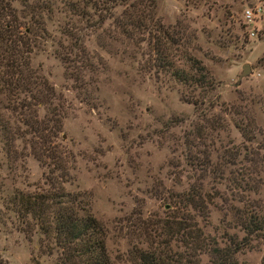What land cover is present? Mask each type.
Instances as JSON below:
<instances>
[{"label": "rangeland", "instance_id": "1", "mask_svg": "<svg viewBox=\"0 0 264 264\" xmlns=\"http://www.w3.org/2000/svg\"><path fill=\"white\" fill-rule=\"evenodd\" d=\"M62 1L44 16L30 64L66 101L57 142L74 162L63 185L85 193L111 261L129 264L137 224L179 220V194L194 184L208 201L192 221L218 246L240 241L243 218L264 220V0H127L98 20L71 15ZM255 6L259 14L244 22ZM77 43L88 69L67 57ZM188 56L211 88L194 93L171 76L190 71ZM43 171L30 154L6 159L0 144V264H55L39 234L28 240L18 229L7 202L13 190L41 186ZM263 253L257 235L234 256L260 264Z\"/></svg>", "mask_w": 264, "mask_h": 264}, {"label": "trees", "instance_id": "2", "mask_svg": "<svg viewBox=\"0 0 264 264\" xmlns=\"http://www.w3.org/2000/svg\"><path fill=\"white\" fill-rule=\"evenodd\" d=\"M125 1L63 0L62 4L71 15L98 20L108 6ZM55 7L56 0H0L1 150L11 162L30 154L44 168L41 186L32 192L13 190L7 202L20 223L18 229L28 240L39 234V249L55 253V264H114L106 250L104 229L92 215L85 193L67 191L63 185L74 162L73 153L57 142L66 101L30 64V54L47 33L43 18L51 16ZM84 52L77 43L74 57H67L84 60L82 66L91 67ZM188 62L190 71L172 68L171 76L194 93L211 88L205 84L203 73L207 72L199 61L188 56ZM196 95L190 100L193 104ZM207 199L200 184L191 185L179 194L178 203L184 208L179 220L137 224L133 233L138 242L126 253L129 264H239L235 253L247 247L253 236L264 240V220L243 218L238 224L245 233L241 240L229 238L228 245L218 246L191 217V212L205 217ZM260 264H264V253Z\"/></svg>", "mask_w": 264, "mask_h": 264}, {"label": "built area", "instance_id": "3", "mask_svg": "<svg viewBox=\"0 0 264 264\" xmlns=\"http://www.w3.org/2000/svg\"><path fill=\"white\" fill-rule=\"evenodd\" d=\"M260 8L258 6L246 8L243 11L244 22H253L254 18L259 14Z\"/></svg>", "mask_w": 264, "mask_h": 264}, {"label": "water", "instance_id": "4", "mask_svg": "<svg viewBox=\"0 0 264 264\" xmlns=\"http://www.w3.org/2000/svg\"><path fill=\"white\" fill-rule=\"evenodd\" d=\"M247 73H248V69H247L246 64H244L242 66V71H241L240 77L243 76V75H245V74H247Z\"/></svg>", "mask_w": 264, "mask_h": 264}]
</instances>
